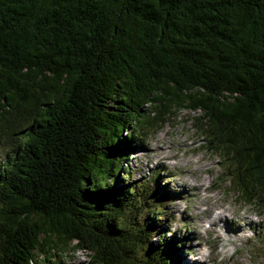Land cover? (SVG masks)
<instances>
[{"label":"trees","instance_id":"trees-1","mask_svg":"<svg viewBox=\"0 0 264 264\" xmlns=\"http://www.w3.org/2000/svg\"><path fill=\"white\" fill-rule=\"evenodd\" d=\"M183 108L264 213V0H0V264H58L73 238L93 263L180 264L179 191L123 163Z\"/></svg>","mask_w":264,"mask_h":264},{"label":"clouds","instance_id":"clouds-1","mask_svg":"<svg viewBox=\"0 0 264 264\" xmlns=\"http://www.w3.org/2000/svg\"><path fill=\"white\" fill-rule=\"evenodd\" d=\"M194 133L195 129L187 133L161 129L160 139L148 141L150 151L130 157L144 172L163 164L174 175L162 183L171 184L174 191L187 187L186 197L169 202L174 219L169 221L168 233L183 232L182 214L192 218L191 228L196 238L187 242L191 245L187 253L189 260L199 264H260L247 250L246 241L255 240L256 233L249 225L264 224V213L257 210L255 201L236 202L231 193L213 186L215 173L220 171V158L206 155ZM231 220L239 222L242 230L230 233L225 221ZM79 245L76 238L70 241L72 264H92L95 253Z\"/></svg>","mask_w":264,"mask_h":264},{"label":"rangeland","instance_id":"rangeland-1","mask_svg":"<svg viewBox=\"0 0 264 264\" xmlns=\"http://www.w3.org/2000/svg\"><path fill=\"white\" fill-rule=\"evenodd\" d=\"M175 115L173 116H169L167 117V119L162 122V120H159V123H162L161 126L159 127H148V129H146L147 131H145V133H143L139 138H142V141H139L138 144H132L134 150L131 151L129 154H127L126 156H124L125 160L123 163L124 169L123 171L130 174V178L127 177V182H129V185H133L136 184L140 181V179H146V178H150L148 180H151L153 178V176L151 177L152 171L153 170H162L164 169V173H161L160 175V179L158 181V185L159 186H164L166 188V190H173L171 184L165 185L162 182L168 177L169 179H171L172 175H174V173L169 172L165 166L163 164L157 165L156 168L154 169H150L149 172H144L142 168L137 167L135 165V163L132 161L131 159V155L139 153V152H147L150 151V149L147 147V143L150 139H160V130L161 129H172L175 130L176 132H183V133H187V132H191L192 129H195V133H194V138L196 140V142L202 144L203 140H204V147H201V150L205 151L206 155L210 154L212 156H220V153L218 152H214V150H212L211 148H207V144H208V140L206 139H200V132H201V127L198 125L200 122V111L199 110H190V109H181L178 110L177 112L174 113ZM16 123L18 124V126L20 127V124L16 121ZM9 131H11V127L6 128V127H0V162L2 160L3 154L5 149L8 147L7 146V142L10 140V136H9ZM134 143V142H132ZM207 149H206V148ZM122 152L126 151L125 149H121ZM124 155V154H123ZM218 156V157H219ZM224 161L222 159H219L218 162V167L220 169L219 172L215 173L216 175V180L214 182V187L219 188L221 191H226L232 194V196L235 197L236 202H239L240 200H243L240 197H237L236 195H238V193L236 191H234L233 188H228L227 183L224 181H222V172L223 169L221 167V164ZM119 173H122V170H120ZM138 180L136 181L135 180ZM140 183V182H139ZM179 187V185H178ZM180 196L176 199H181L183 197H186L188 194V189L187 187H183L180 191ZM239 196V195H238ZM175 199H171L166 203V207H165V214L167 215V219H166V224L169 226V221H172L174 219V216L171 212V208L169 205L170 201H173ZM133 202L135 204H139V197H134L133 198ZM131 205L127 206V208L125 209V213L127 216V219H129V222L132 223V226L137 225V222L139 223V220L142 218L143 214L142 212H146L147 210H145V208L143 207H137V212L136 214L133 215L132 211H130ZM257 208V206H256ZM259 209V208H258ZM169 218V219H168ZM182 219H183V223L185 225L183 232L181 233L179 230L176 234V236L178 237H182L187 235V237L185 238V242L183 244L182 247V251H181V258L179 263L180 264H199L198 261H191L189 260L187 253L190 252V247L191 245L188 244L187 242L194 240L195 237V233L193 232L192 228H191V223H192V218L189 217L186 213L182 214ZM237 221H233V227L236 224ZM226 225H231V221H225ZM165 225V224H164ZM254 232L256 233L255 236V240H249L246 241V248L247 250L251 253L252 257L254 260L256 261H260V264H264V224H260V225H249ZM257 226V227H256ZM134 227V228H135ZM167 228V227H166ZM165 228V230H166ZM132 229V227H131ZM227 230H229L227 228ZM235 232H238V230H235ZM235 232H230V233H235ZM169 234V233H168ZM71 251L72 249L67 250L66 253H64V256L62 257L61 255L58 254L57 258H58V264H72V260L73 257L71 256ZM62 257V258H61ZM44 264V263H42ZM92 264H98V263H93Z\"/></svg>","mask_w":264,"mask_h":264},{"label":"bare ground","instance_id":"bare-ground-1","mask_svg":"<svg viewBox=\"0 0 264 264\" xmlns=\"http://www.w3.org/2000/svg\"><path fill=\"white\" fill-rule=\"evenodd\" d=\"M233 221H234V220H231V225H229V226L225 224L226 228L229 229L228 231H229V232H231V231H232V232H235V230H238V232L241 231V230H242V228H241V224H240L239 222H236V224H235L234 227H233ZM252 225H255V224H252ZM256 227H257V226H256ZM235 233H237V232H235Z\"/></svg>","mask_w":264,"mask_h":264}]
</instances>
